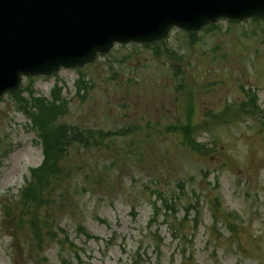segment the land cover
<instances>
[{
  "label": "rangeland",
  "instance_id": "374dc122",
  "mask_svg": "<svg viewBox=\"0 0 264 264\" xmlns=\"http://www.w3.org/2000/svg\"><path fill=\"white\" fill-rule=\"evenodd\" d=\"M56 85L60 122L111 135L68 149L35 212L20 190L42 148L17 98ZM21 88L0 100V264H264V20L115 45Z\"/></svg>",
  "mask_w": 264,
  "mask_h": 264
},
{
  "label": "water",
  "instance_id": "95a60500",
  "mask_svg": "<svg viewBox=\"0 0 264 264\" xmlns=\"http://www.w3.org/2000/svg\"><path fill=\"white\" fill-rule=\"evenodd\" d=\"M251 17L264 18V0H0V97L22 76L83 66L116 42Z\"/></svg>",
  "mask_w": 264,
  "mask_h": 264
},
{
  "label": "trees",
  "instance_id": "16d2710c",
  "mask_svg": "<svg viewBox=\"0 0 264 264\" xmlns=\"http://www.w3.org/2000/svg\"><path fill=\"white\" fill-rule=\"evenodd\" d=\"M53 89V99L50 100L44 97L34 96H31L29 99H24L22 97L17 98L23 101V105H21L19 109L30 119L31 126L36 130L37 137L42 147V162L39 166L29 170V177L25 180V185L20 193L22 204L31 207L35 212L41 204L48 200L51 192L64 181L61 162L68 148L75 144L89 145L91 141L93 143H98L92 131H84L64 123H58V117L63 115L66 111V104L64 100L56 95L59 88L54 87ZM246 94L248 97L250 96L249 92ZM16 95L19 94H15V96ZM245 106L241 110L247 112L251 104ZM181 130L182 137H184L183 144L187 145L191 150L204 155L206 153L205 147L201 146L200 143L192 137V127L187 124L182 127ZM109 134L110 133L104 134L99 132V138H104ZM163 205L166 208L165 216H167L170 210H174V202L172 201L165 200ZM159 210L160 209L154 205L152 217L158 216ZM31 214L32 216L34 215V213ZM154 221L155 219H152L150 223ZM82 232L84 233L86 231L82 229ZM87 237H89V235H87Z\"/></svg>",
  "mask_w": 264,
  "mask_h": 264
}]
</instances>
